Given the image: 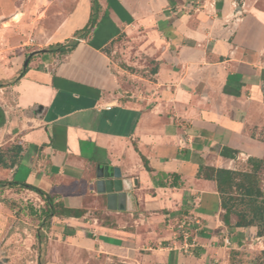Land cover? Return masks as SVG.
I'll return each instance as SVG.
<instances>
[{
	"label": "crops",
	"instance_id": "obj_1",
	"mask_svg": "<svg viewBox=\"0 0 264 264\" xmlns=\"http://www.w3.org/2000/svg\"><path fill=\"white\" fill-rule=\"evenodd\" d=\"M97 1L70 53L31 50L0 80V153L17 160L0 182L82 212L41 226L43 263L245 264L264 236L225 226L214 181L197 174L264 161V0ZM90 13L89 0H52L53 26L36 34L65 44ZM98 166L124 181V211L97 192ZM184 218L198 222L187 241Z\"/></svg>",
	"mask_w": 264,
	"mask_h": 264
},
{
	"label": "rangeland",
	"instance_id": "obj_2",
	"mask_svg": "<svg viewBox=\"0 0 264 264\" xmlns=\"http://www.w3.org/2000/svg\"><path fill=\"white\" fill-rule=\"evenodd\" d=\"M50 1L0 0V60L6 62L0 67V80L14 78L12 70L15 71L16 64L17 68L23 67L26 60L23 58H27L31 50L50 48L51 45L46 47V44L51 39L42 32L36 34L40 27L53 26V15H45L44 19L43 14ZM26 42H29V46H22ZM113 56L115 59L120 58V53L116 51ZM145 69L148 67L135 70L141 76L145 75ZM27 194L22 188L0 186V262L5 259L3 264H37L38 260L44 262L41 255L47 251L49 241L41 230V226H44L40 214L43 206L33 195ZM242 255H251L248 259L244 258L245 264H258V251L244 252Z\"/></svg>",
	"mask_w": 264,
	"mask_h": 264
},
{
	"label": "trees",
	"instance_id": "obj_3",
	"mask_svg": "<svg viewBox=\"0 0 264 264\" xmlns=\"http://www.w3.org/2000/svg\"><path fill=\"white\" fill-rule=\"evenodd\" d=\"M90 17L88 23L76 31L73 40H67L65 44L57 43L51 45L49 52H59L62 55L70 53L78 43V39H84L99 21L101 7L97 0H89ZM28 56V55H27ZM30 61V60H29ZM155 69L152 72L155 73ZM23 75V74H22ZM21 75V76H22ZM19 150V148H18ZM144 167L148 169L144 158H141ZM17 160H2L0 153V166L2 168L12 167ZM150 172V170H147ZM198 177L214 181L216 191L220 197L221 221L227 227L248 228L254 227L258 237L264 236V161L255 158L247 160V170H227L210 167H200ZM19 186L37 194L44 205L42 207L41 220L44 224L51 217H79L82 212L65 209L60 202H54V198L31 185L16 182H0V186ZM234 222H230L231 219ZM258 264H264V250L259 252ZM37 264H44L40 260Z\"/></svg>",
	"mask_w": 264,
	"mask_h": 264
},
{
	"label": "water",
	"instance_id": "obj_4",
	"mask_svg": "<svg viewBox=\"0 0 264 264\" xmlns=\"http://www.w3.org/2000/svg\"><path fill=\"white\" fill-rule=\"evenodd\" d=\"M31 56L32 53L28 54L23 64V69L28 65ZM95 177L97 178L95 183L97 192L106 194L107 208L109 210L124 211L126 208V193L121 192V190L125 183L119 180V174L115 173L109 166H98ZM3 262H5V259H3L0 264H3Z\"/></svg>",
	"mask_w": 264,
	"mask_h": 264
},
{
	"label": "built area",
	"instance_id": "obj_5",
	"mask_svg": "<svg viewBox=\"0 0 264 264\" xmlns=\"http://www.w3.org/2000/svg\"><path fill=\"white\" fill-rule=\"evenodd\" d=\"M25 45L29 46V44H25ZM193 223H195L194 225L198 224L197 221H194L193 219H189V218H184L180 221L178 226L179 234L184 241H187V239L190 237L189 228L191 227V225H193ZM225 243L227 242L225 241Z\"/></svg>",
	"mask_w": 264,
	"mask_h": 264
}]
</instances>
